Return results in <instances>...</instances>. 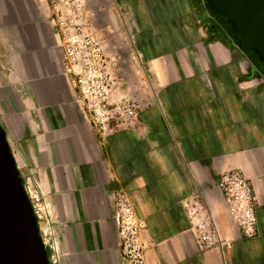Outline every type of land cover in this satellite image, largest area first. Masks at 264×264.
<instances>
[{"label": "crops", "instance_id": "obj_1", "mask_svg": "<svg viewBox=\"0 0 264 264\" xmlns=\"http://www.w3.org/2000/svg\"><path fill=\"white\" fill-rule=\"evenodd\" d=\"M86 1L120 57L119 92L141 106L140 129L105 139L63 72L45 0H0V126L40 197L38 226L57 246L56 264H123L116 190L146 222V264H264V74L205 0ZM229 170L255 195L254 239L240 235L217 189ZM193 199L223 247L198 250Z\"/></svg>", "mask_w": 264, "mask_h": 264}, {"label": "built area", "instance_id": "obj_2", "mask_svg": "<svg viewBox=\"0 0 264 264\" xmlns=\"http://www.w3.org/2000/svg\"><path fill=\"white\" fill-rule=\"evenodd\" d=\"M45 2L61 52L63 72L71 79L92 126L104 139L117 130L140 129L141 106L129 94L119 92L116 69L120 57L109 53L105 37L96 24V12L86 0ZM216 186L240 235L254 239L257 236L256 199L249 181L241 172L229 170L218 175ZM24 189L35 215L41 218L44 207L38 193L28 183L24 184ZM112 199L122 263L146 264L145 220L137 215L125 192L114 191ZM186 212L199 251L225 245L200 199L191 200ZM41 233L49 264H56L57 246L49 233Z\"/></svg>", "mask_w": 264, "mask_h": 264}, {"label": "water", "instance_id": "obj_3", "mask_svg": "<svg viewBox=\"0 0 264 264\" xmlns=\"http://www.w3.org/2000/svg\"><path fill=\"white\" fill-rule=\"evenodd\" d=\"M210 15L241 40L264 74V0H205ZM0 264H49L38 221L0 126Z\"/></svg>", "mask_w": 264, "mask_h": 264}, {"label": "rangeland", "instance_id": "obj_4", "mask_svg": "<svg viewBox=\"0 0 264 264\" xmlns=\"http://www.w3.org/2000/svg\"><path fill=\"white\" fill-rule=\"evenodd\" d=\"M23 187H24V183H23ZM34 212V211H33ZM35 214V213H34ZM36 216V215H35ZM36 218H37V221H39L40 220V218H38L37 216H36ZM39 227V226H38ZM39 233H40V237H41V235H42V233L40 232V230H39ZM41 239H42V237H41ZM42 242H43V240H42ZM47 250V249H46Z\"/></svg>", "mask_w": 264, "mask_h": 264}, {"label": "trees", "instance_id": "obj_5", "mask_svg": "<svg viewBox=\"0 0 264 264\" xmlns=\"http://www.w3.org/2000/svg\"><path fill=\"white\" fill-rule=\"evenodd\" d=\"M236 37V39L240 42V44H241V40L237 37V36H235Z\"/></svg>", "mask_w": 264, "mask_h": 264}]
</instances>
